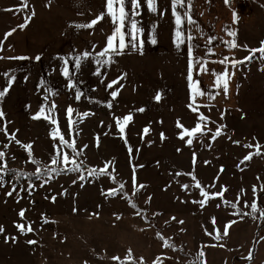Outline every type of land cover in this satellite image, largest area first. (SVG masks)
<instances>
[{"label": "rangeland", "instance_id": "1", "mask_svg": "<svg viewBox=\"0 0 264 264\" xmlns=\"http://www.w3.org/2000/svg\"><path fill=\"white\" fill-rule=\"evenodd\" d=\"M5 10L0 0V90L8 86L9 75L15 79L0 98V151L7 170L39 173L41 179L5 170L0 264H264V113L192 104L184 60L176 54L123 53L101 66L95 62L102 59L98 53L87 52L91 55L77 69L76 58L86 53L85 38L75 27L81 21H60L58 27L33 22L39 36L31 37L28 59H15L4 51L14 44V35L5 39V34L15 29L19 36L28 23ZM25 39L16 41L25 46ZM65 59L68 78L62 74ZM128 115L133 119L121 133L117 120ZM197 124L205 134L189 145V137H180ZM218 127L221 134L213 140ZM53 129L81 153L63 146L79 171H59L72 168L71 161L52 163L60 144L59 136L52 138ZM106 165L111 176L88 175L89 169ZM41 166L58 171L43 175ZM197 182L209 193L207 199ZM121 184L122 191L109 194ZM200 200L204 206L193 203ZM254 201L256 213L250 207Z\"/></svg>", "mask_w": 264, "mask_h": 264}, {"label": "crops", "instance_id": "2", "mask_svg": "<svg viewBox=\"0 0 264 264\" xmlns=\"http://www.w3.org/2000/svg\"><path fill=\"white\" fill-rule=\"evenodd\" d=\"M4 12L7 16L20 15L28 23L25 30L13 32L9 37L15 39L10 50V57H28L29 47L33 46L39 36L38 24L43 21L48 27H58L59 22L70 23L81 21L88 24L106 12V0H3ZM18 4V5H17ZM156 12L149 10L146 0H140L139 15L131 17L138 21L143 40L142 48H133L129 39L124 53L143 54L145 52L179 55L184 62V78L189 101L198 106L230 108L251 113H264V59L261 53L253 50L260 49L264 42V0H243L232 5L230 0H192L190 8L191 19L195 24H183L185 38L191 34L195 37L193 55L200 58L208 71L201 72L199 65L193 69L194 84L190 86L189 48L185 44L179 48L174 43L176 37V22L172 13L171 0H156ZM125 10L131 15L129 0ZM180 10V9H178ZM183 14V10H180ZM34 13V15H33ZM235 14V15H234ZM30 18V19H29ZM34 22V23H33ZM72 29H75L70 25ZM84 40V52L99 53L104 50L107 38L113 34L114 25L111 18L104 16L93 28H78ZM129 30L126 25L124 31ZM23 31V32H22ZM229 33H235L230 35ZM25 37L17 42V37ZM32 37V38H31ZM152 37L156 43H151ZM211 43H208L209 39ZM32 41H30V40ZM234 42L236 47L229 48L228 43ZM24 48L26 51L24 52ZM252 56L249 61L246 57ZM227 58V65L220 61ZM232 61H244L232 67ZM229 73L228 92L225 95L222 86L216 84V75ZM203 92L204 95L197 93ZM218 93V94H217ZM212 96L214 98L210 99Z\"/></svg>", "mask_w": 264, "mask_h": 264}, {"label": "snow or ice", "instance_id": "3", "mask_svg": "<svg viewBox=\"0 0 264 264\" xmlns=\"http://www.w3.org/2000/svg\"><path fill=\"white\" fill-rule=\"evenodd\" d=\"M24 2V7H27V0H23ZM129 0H106V12L101 14L100 16L97 17L96 20L91 21L88 24H83V25H76L75 27L77 28H93L97 23L100 22V20H102L104 18L105 15L109 16L111 18V21L114 25V31L113 34L111 36H109L107 38V43H106V47L104 48L103 51L99 52L97 54L98 57L102 58V59H96V63L98 65H106L109 64L111 62H114L112 60L113 56H119L122 55L124 53V50L128 47V42L129 39L131 40V46L133 48H142L143 45V40L140 39V36L142 35V29L139 28L138 25V21H136L135 19H132L131 17L137 16L139 15V8H140V0H130L131 2V15L129 14V12H127L125 10L126 5L128 4ZM227 2V0H226ZM146 3L148 5V8L150 11L152 12H156L157 8H156V0H146ZM192 5V0H171V7H172V13L173 16L175 18V22L177 25L176 28V32H175V41L174 43L176 44V47L179 48L181 45L185 44V39L187 40L188 44V48H189V57H190V61H189V75H188V80L190 82V86L192 84L195 83V81L193 80V69L196 65H199V70L201 72H207L208 69L205 66L204 63H202L200 58H197L193 55V49L196 47V45L193 43L195 37L192 36L191 34L187 35V37L185 38V34H184V28H183V24L185 22V20L187 21L188 24H195V21H193L191 19V15H190V8ZM183 10V14H181L180 10ZM34 15V13H33ZM235 15V14H234ZM30 19V18H29ZM126 25H128L129 30L127 32L124 31ZM21 28L24 27V25L20 26ZM15 29H13L12 31L8 32L5 34V39H7L8 36H10L12 34V32H14ZM230 35H235V33H229ZM151 43L155 44L156 40L154 37H152ZM212 39L210 38L208 43H211ZM228 47L229 48H234L236 47V44L234 42L228 43ZM0 49H2V44H0ZM256 51H259L261 53V59H264V42H262V47L260 49L257 50H253V55L255 54ZM90 53H84L83 57H77L75 60V67L77 69H79L80 64H81V60L83 58H87L88 56H90ZM253 57L249 56L246 57V60H251ZM15 59H20V60H24V59H28L27 57H16ZM40 57L37 56L36 60H39ZM227 58H225V60L220 61V63L222 64H226L227 65ZM67 63L68 61L65 59L64 64L65 66L62 68V74L68 78L71 74L69 72V69L67 67ZM239 63H244V61H232V67H235L236 64ZM97 75H99L100 73L97 72ZM230 78L229 73L227 72V68L225 70V72L217 74L216 75V84L218 87L223 88V91L225 93V95H227L228 92V79ZM15 77L14 75H9V83L8 86L3 89L0 90V98H2L7 91L9 90V88L11 87L12 82L14 81ZM116 82L114 81L112 84H109L108 87L112 88L113 84H115ZM70 87H75V85L69 84ZM117 92L113 91L112 92V97L113 99L116 98L117 96ZM198 95H204L203 92H199L197 93ZM218 94V93H217ZM81 93L79 91H77V99H79ZM210 99L214 98L212 96L209 97ZM155 100L157 102H159L161 100V95L158 93L155 96ZM54 107V106H53ZM109 107H111V105H109ZM196 108H193V111H196ZM139 111L143 112L144 109L141 108L139 109ZM41 112H43V109H41ZM71 114H72V109H68V116L70 119V124L72 123L71 121ZM3 116V113H0V117ZM39 115L34 116L33 119H39ZM133 119V117L131 115H128L126 117L123 118V122H121L120 120H117V126H118V130L121 133H124L125 131V126L127 125L128 122H130ZM199 120L204 121L206 120V117H204L203 115L199 116ZM53 123H55V121H52ZM182 127V126H181ZM206 127V125H205ZM222 127V126H221ZM221 127H218L216 132L213 134L212 139L214 140L217 136H219L221 134ZM0 130H4V129H0ZM145 134H147L148 129L145 128L144 129ZM197 134L203 135L205 134V132L203 131V129L201 128V126L199 124H197V126L193 129V130H185L183 135H181V139H184L185 136L189 137V139L186 141L187 144L191 145L193 142V139L196 137ZM52 138L56 139L59 136L60 139V144L59 146H56V151H55V155L52 158V163L53 164H57V163H64L67 164L68 162H72L73 163V167L72 168H64V169H60L59 171H72V172H76L79 171L80 169V165L76 164L74 160H71V158L66 154L63 153V146L67 145V147L71 148L73 153L76 156H79L81 153L78 152L76 150L75 147H73V143H69L67 140L64 139L63 136L60 135L58 129H53L52 133ZM163 137V134H161ZM19 143V142H17ZM239 143V142H236ZM5 148L8 147V145L4 146ZM27 148H31V145L25 146ZM245 147H252V145H245ZM179 151V149H178ZM257 152H259V149H257ZM246 160L251 159V156H247L245 157ZM5 161V153L3 151H0V182L3 181V175L5 173V170H7V164L4 162ZM50 171L52 172H57V169H51ZM88 175L92 176V177H96V176H103V175H108L111 176L110 173L107 172V165L105 166V169H89L88 170ZM177 175H180L179 173H177ZM36 178L39 180L41 179V175H37ZM51 177L49 176V179ZM80 179L83 180L84 176L81 175ZM193 180H195L196 178L193 176L192 177ZM141 188L143 187L142 185L140 186ZM183 188L187 189L189 187V185H183ZM196 188H198L200 190V194L201 196L205 197V199H207L209 197V193L206 192L204 190V188L199 184V182L196 183L195 185ZM124 188V185L121 184L119 189H112L109 190V194L112 196L117 195L120 191H122ZM13 191H15V189H13ZM254 193L256 192V189L254 187L253 189ZM7 195H12V192L7 193ZM216 196H222V193H216L213 194ZM204 200H200V201H193V203H199L201 206H204ZM233 208L237 207V204H232L231 205ZM245 207H249V205L247 204V202H245ZM132 207H136L135 204L132 205ZM251 212L252 213H256L258 210V204L257 202H253L251 205ZM75 211V210H74ZM234 214H239V213H234ZM249 213H244V215H248ZM261 216L264 217V210H261ZM20 216L23 218L24 216V211L22 210L20 212ZM117 219H119V217H117ZM172 219H175L174 217ZM47 222V221H45ZM212 222L215 223V218H212ZM179 223H183V221H180ZM231 223V222H230ZM230 226V224H229ZM17 227L20 229V231L24 232V231H32L31 227H28L27 229L24 228L23 225H17ZM227 227L225 228L223 235H227ZM4 231V229L2 227H0V233H2ZM217 239H220V234L217 231ZM13 241H15V237L11 238ZM6 242H8L7 238H6ZM29 244H34L36 243L35 241H28ZM201 255H203V253H201ZM127 258L131 259V251L128 252L127 254ZM113 259L119 260V257H114ZM121 264H123V261H121Z\"/></svg>", "mask_w": 264, "mask_h": 264}, {"label": "trees", "instance_id": "4", "mask_svg": "<svg viewBox=\"0 0 264 264\" xmlns=\"http://www.w3.org/2000/svg\"><path fill=\"white\" fill-rule=\"evenodd\" d=\"M41 168V170H39V171H42V174L44 175V174H47L48 172H49V169H51L50 167H43V166H41L40 167ZM8 172H11L12 174L13 173H16L17 174V177L19 178H21V177H26V179H28V178H36V176L39 174V173H35V174H33V173H28V175L26 176V173L25 172H21V171H17V170H15V169H10V170H7ZM24 175V176H22V175ZM39 175H41V174H39ZM141 264V263H140Z\"/></svg>", "mask_w": 264, "mask_h": 264}, {"label": "built area", "instance_id": "5", "mask_svg": "<svg viewBox=\"0 0 264 264\" xmlns=\"http://www.w3.org/2000/svg\"><path fill=\"white\" fill-rule=\"evenodd\" d=\"M241 1H243V0H230V2H231L232 5H237V4H239Z\"/></svg>", "mask_w": 264, "mask_h": 264}]
</instances>
